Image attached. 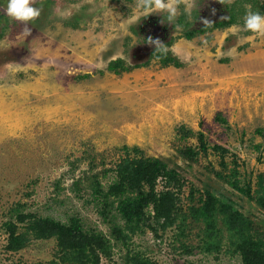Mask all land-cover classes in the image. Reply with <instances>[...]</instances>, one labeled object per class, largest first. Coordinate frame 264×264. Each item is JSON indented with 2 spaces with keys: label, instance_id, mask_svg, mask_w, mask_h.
Segmentation results:
<instances>
[{
  "label": "rangeland",
  "instance_id": "374dc122",
  "mask_svg": "<svg viewBox=\"0 0 264 264\" xmlns=\"http://www.w3.org/2000/svg\"><path fill=\"white\" fill-rule=\"evenodd\" d=\"M236 1L177 0L168 24L163 14L138 12V0H33L41 14L26 32L0 0V264H62L54 238L27 233L21 249L7 250L5 225L17 223L15 236L23 234L28 222L16 218L27 213L63 223L76 217L102 233L111 255L100 254V264H242L223 216L213 238L191 217L205 192L231 203L264 240V209L256 202L264 196V35L244 31L240 18L184 38L204 20H225ZM149 37L167 45L180 67L163 68ZM116 60L127 70L109 71ZM200 134L206 153L198 152ZM125 148L176 171L182 187L174 224L162 228L150 214L131 233L115 210L107 220L99 214L91 186L113 182ZM186 149L198 155L185 159ZM234 167L252 198L222 178ZM163 185L158 180L157 191ZM114 225L126 241L111 236Z\"/></svg>",
  "mask_w": 264,
  "mask_h": 264
},
{
  "label": "trees",
  "instance_id": "16d2710c",
  "mask_svg": "<svg viewBox=\"0 0 264 264\" xmlns=\"http://www.w3.org/2000/svg\"><path fill=\"white\" fill-rule=\"evenodd\" d=\"M226 11L229 16L225 20L211 25H203L195 30L185 31L184 38L190 40L196 34H204L213 29L229 26L237 19H243L248 11H259L264 14V0H238L227 6ZM184 23V20L180 17L178 24L185 28L186 24ZM152 55L163 68L170 65L176 68L180 67L179 61L169 52L166 55L157 52ZM108 70L120 74L121 71L127 70V68L124 67L121 60H116L108 65ZM221 122L225 123L226 121L222 119ZM199 142L200 150L198 152L206 153L208 149L201 134L199 135ZM215 149L221 150L219 147H215ZM128 150L125 148L127 155L114 169L115 178L106 189L97 179L91 186L92 193L101 206L99 214L104 220H107L111 210H115L118 217L124 221L125 228L131 233L141 229L140 226L146 223L148 216L150 219V214H152L151 218L155 223H159L162 228L174 224L176 221L174 215L177 212L179 202L177 193L182 187L176 171L168 169V165L159 158L130 157ZM132 152L137 155L141 153L137 148H133ZM181 155L185 159L191 160L198 153L186 149L181 152ZM221 160L222 168L226 171L227 165L223 162V158ZM262 162L264 164V153ZM238 174L236 167H234L227 176L223 175L221 177L227 180L234 190L245 194L248 198H252L249 187L247 189L239 187ZM92 178L97 177L93 176ZM158 180L164 181L161 191L156 189ZM198 202L199 205H193L190 208V214L195 221H204L208 231L207 237L215 236L216 216H223L222 219L229 232H232L231 245L234 247L233 253L239 255L241 263L264 264V240L258 235L251 234L253 230L251 221L245 219L231 203L221 201L210 192H205ZM256 202L264 209V196L256 199ZM149 209H151V212ZM16 219L18 224L28 222V225L25 227L26 232L17 236H15L18 230L17 223L10 222L5 225L9 235L8 246L6 247L8 251L21 249L24 235L29 233L34 239L54 238L59 247L62 264H100V254L107 257L111 255L109 239L102 233L85 229L76 217L70 218L67 223L51 218H39L33 213L17 216ZM123 232L122 228L114 225L111 236L116 240L123 238L126 241L128 236L124 235ZM208 245L212 247L211 244ZM215 246V249L219 250V240L216 241ZM205 250L208 251L209 247H206ZM132 264L151 263L135 258Z\"/></svg>",
  "mask_w": 264,
  "mask_h": 264
},
{
  "label": "clouds",
  "instance_id": "9594fccd",
  "mask_svg": "<svg viewBox=\"0 0 264 264\" xmlns=\"http://www.w3.org/2000/svg\"><path fill=\"white\" fill-rule=\"evenodd\" d=\"M137 11L148 14L156 13L161 16L162 22L172 24L177 14V0H138ZM6 13L14 20L20 21L25 25V31H29V22L37 19L41 14V9L33 6V0H7ZM204 25H211L207 20L203 21ZM240 26L233 25L234 30H239ZM243 30L257 35H264V14L259 11H248L243 17ZM146 43L155 46V52L166 55L169 51L167 45L162 44L159 40L148 38ZM181 58L187 62L190 60L192 53L187 49H180Z\"/></svg>",
  "mask_w": 264,
  "mask_h": 264
}]
</instances>
